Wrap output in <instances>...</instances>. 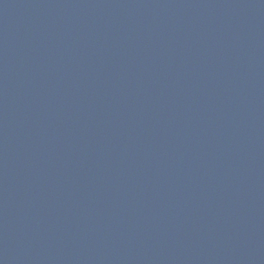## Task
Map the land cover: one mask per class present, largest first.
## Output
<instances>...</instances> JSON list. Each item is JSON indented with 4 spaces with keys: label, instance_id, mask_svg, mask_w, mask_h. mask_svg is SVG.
Returning a JSON list of instances; mask_svg holds the SVG:
<instances>
[{
    "label": "water",
    "instance_id": "obj_1",
    "mask_svg": "<svg viewBox=\"0 0 264 264\" xmlns=\"http://www.w3.org/2000/svg\"><path fill=\"white\" fill-rule=\"evenodd\" d=\"M0 264H264V0H0Z\"/></svg>",
    "mask_w": 264,
    "mask_h": 264
}]
</instances>
